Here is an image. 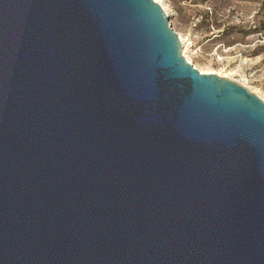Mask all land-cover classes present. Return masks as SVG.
<instances>
[{"label":"water","instance_id":"water-1","mask_svg":"<svg viewBox=\"0 0 264 264\" xmlns=\"http://www.w3.org/2000/svg\"><path fill=\"white\" fill-rule=\"evenodd\" d=\"M0 264H264V101L154 0H0Z\"/></svg>","mask_w":264,"mask_h":264},{"label":"rangeland","instance_id":"rangeland-1","mask_svg":"<svg viewBox=\"0 0 264 264\" xmlns=\"http://www.w3.org/2000/svg\"><path fill=\"white\" fill-rule=\"evenodd\" d=\"M158 1L193 67L228 73L264 101V0Z\"/></svg>","mask_w":264,"mask_h":264},{"label":"bare ground","instance_id":"bare-ground-1","mask_svg":"<svg viewBox=\"0 0 264 264\" xmlns=\"http://www.w3.org/2000/svg\"><path fill=\"white\" fill-rule=\"evenodd\" d=\"M154 1H156V2H158L161 6H162V8L164 9V11L167 13V11H166V9H165V7H164V5L162 4V3H160L158 0H154ZM177 35H178V38H179V40H180V43H181V50H182V54H183V56L186 58V60L188 61V62H190V63H192L190 60H189V58L186 56V54H185V50L183 49V40H182V37L177 33ZM195 68H197V67H195ZM197 70L200 72V73H205V74H209V73H215V74H218L219 76H222V77H226V78H230V79H232V77H230V75L228 74V73H221V72H217V71H214V70H208V69H206V70H204V69H198L197 68ZM232 80H234V79H232ZM234 81H236V80H234ZM236 82H238V83H240V84H242L241 82H239V81H236ZM242 85H244V84H242ZM245 86V85H244ZM246 87V86H245ZM247 88V87H246ZM248 89V88H247ZM252 93H254V94H256L257 95V93L255 92V91H253V90H250Z\"/></svg>","mask_w":264,"mask_h":264}]
</instances>
